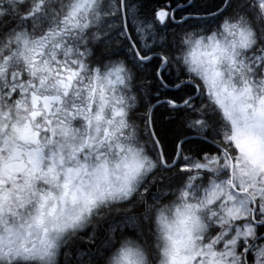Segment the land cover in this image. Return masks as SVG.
<instances>
[{"label":"snow or ice","instance_id":"snow-or-ice-1","mask_svg":"<svg viewBox=\"0 0 264 264\" xmlns=\"http://www.w3.org/2000/svg\"><path fill=\"white\" fill-rule=\"evenodd\" d=\"M222 4L215 5L217 12L202 0H74L70 5L53 0H0V34L8 37L0 47V140L5 145L28 139L38 143L41 131H49L36 123L44 111L33 78L47 69L40 65L43 53L39 48L49 36H63L71 25L79 30L77 44L83 41V51L78 55L84 59L77 61V69H65V87L70 88L85 71L89 59L102 66L106 60L120 65L115 72L119 83L130 86L131 111L114 109L109 123L119 117L116 131L131 127L132 135L139 137L152 158L141 159L142 176L130 180L119 193L122 214L109 209L95 227L65 240L63 264H105V256L116 247L114 240L119 241L128 228L144 235V221L150 220L153 204L178 185H183L184 199L198 200L195 207L203 205L220 223L207 235L196 236L194 232L206 227L197 217L186 237L177 241L169 236L166 264H264V107L252 106L249 117V105L244 104L243 116H238L216 91L221 75L217 70L197 64L186 73L180 67L177 34L171 31L173 26L184 31L220 21L234 11L237 15L246 12L256 24L255 9L249 11L247 5L233 0H222ZM256 26L264 34V21ZM254 59L259 61L257 71L264 69V55L257 53ZM205 86L223 116L201 98ZM247 90L246 86L240 95ZM230 95L240 98L234 91ZM259 103L264 105V99ZM43 109L51 116L46 99ZM170 138L171 153L167 148ZM129 206L134 212L129 213ZM88 212L91 215L92 209ZM131 254L132 249H124L121 260ZM5 255L29 259L37 252L9 248L5 253L0 246V257ZM40 255L50 257L51 252Z\"/></svg>","mask_w":264,"mask_h":264},{"label":"clouds","instance_id":"clouds-1","mask_svg":"<svg viewBox=\"0 0 264 264\" xmlns=\"http://www.w3.org/2000/svg\"><path fill=\"white\" fill-rule=\"evenodd\" d=\"M53 2L70 5L74 0ZM240 3L247 5L249 11L256 10V24L246 12L237 15L234 11L211 28H188L176 36L177 55L186 73L197 64L217 70L221 75L217 78L216 91L226 104L236 109L238 116H243L241 106L249 105L247 115L251 117L252 106L264 107L259 103L264 99V69L257 71L259 61L254 59L257 53L264 55V34L256 26L264 21V9L260 8L264 0ZM67 27L69 31L63 36H49L41 42L40 65H47V69L36 72L33 78L44 111L36 123L49 131H41L38 143L28 139L5 145L0 140V246L5 253L9 248L37 252L29 259L16 256L9 259L5 255L0 257V264H63L65 240L69 236L78 238L95 227L98 218L109 209L116 208L115 214H122L119 193L130 180L134 182V178L142 176L141 159H152L139 137L132 135L131 127L117 132L119 117L116 123H109L114 109L123 107L131 111L130 86L119 83L115 72L120 65H110L106 60L102 66L89 59L85 71L70 88L65 87L68 78L65 69H77V61L84 59L78 55L83 51V41L77 44L79 30L71 25ZM100 37L103 38V32ZM7 39L0 34V47ZM191 75L197 76L195 72ZM246 86L248 90L241 96ZM233 91L239 99L230 95ZM204 97L223 116L214 97L208 96L207 86ZM45 99L51 105V116L43 109ZM121 99L124 102L117 103ZM27 109L32 110L30 99ZM48 119L53 121L52 125L46 123ZM182 187H174L172 199L153 204L150 220L144 221V235L139 229L128 228L119 241L114 240L116 247L105 256V264H166L169 236L177 241L186 237L197 217L206 227L204 231L194 232L196 236L207 235L220 223L203 205L199 209L195 207L198 200L184 199ZM188 204L193 207L188 208ZM128 210L134 212L131 206ZM126 248L132 249V254L121 260ZM45 250L51 252L50 257L40 255Z\"/></svg>","mask_w":264,"mask_h":264},{"label":"trees","instance_id":"trees-1","mask_svg":"<svg viewBox=\"0 0 264 264\" xmlns=\"http://www.w3.org/2000/svg\"><path fill=\"white\" fill-rule=\"evenodd\" d=\"M169 2H171V0H169ZM240 2H241V0H233V3H240ZM202 4H204L206 7L213 8L217 12L219 11V9H215V5H221V7H223L222 0H202ZM218 22L219 21L210 22L207 25L201 24L200 26H206L207 28H211L213 25L217 24ZM171 31H174L176 34L182 32V30L180 28H177L175 26L172 27ZM172 78H174V77H172ZM198 95H199V93H198ZM201 98H204V94H203V97H201ZM201 143H203V142L201 141ZM208 147H213V145H211V143H209ZM167 148H168L169 153H171V150H172L171 138L169 139V141L167 143ZM188 155H190V153ZM174 190L175 189L173 187L171 189V192L169 193V195L166 198H163V200L172 199L173 198V194L172 193H174ZM131 234L135 235L134 232H132Z\"/></svg>","mask_w":264,"mask_h":264}]
</instances>
